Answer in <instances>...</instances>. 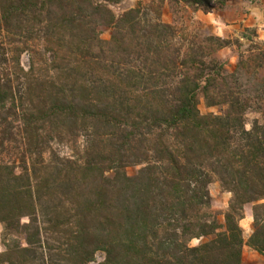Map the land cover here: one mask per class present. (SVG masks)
<instances>
[{
	"label": "rangeland",
	"instance_id": "1",
	"mask_svg": "<svg viewBox=\"0 0 264 264\" xmlns=\"http://www.w3.org/2000/svg\"><path fill=\"white\" fill-rule=\"evenodd\" d=\"M0 264H264V0H0Z\"/></svg>",
	"mask_w": 264,
	"mask_h": 264
}]
</instances>
